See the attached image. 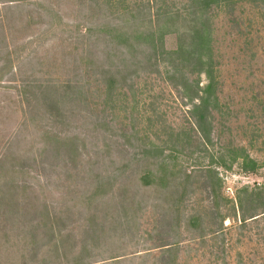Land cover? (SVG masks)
I'll list each match as a JSON object with an SVG mask.
<instances>
[{
  "label": "rangeland",
  "instance_id": "rangeland-1",
  "mask_svg": "<svg viewBox=\"0 0 264 264\" xmlns=\"http://www.w3.org/2000/svg\"><path fill=\"white\" fill-rule=\"evenodd\" d=\"M188 2L0 0V200L22 208L0 203V264H161L179 216L176 264H264L262 219L240 232L222 206L223 234L183 230L210 212L212 186L227 198L264 186V0L207 14L209 142L184 88L192 67L166 54L188 29L166 18Z\"/></svg>",
  "mask_w": 264,
  "mask_h": 264
},
{
  "label": "trees",
  "instance_id": "trees-1",
  "mask_svg": "<svg viewBox=\"0 0 264 264\" xmlns=\"http://www.w3.org/2000/svg\"><path fill=\"white\" fill-rule=\"evenodd\" d=\"M228 3L229 0H189L188 7L186 8V11H188L189 14L183 16L181 11L169 12L171 14L166 18L167 20L170 19V21L182 18L184 20L183 23H187L186 27H188V29L182 33V36H180V47L176 51H170L166 54L174 56L175 59H178L179 57L182 59L183 63H187L192 67L190 75L195 76L196 78L190 79V77L183 74V79L185 80L184 88H193L195 91V96H193V98L190 97L194 103L193 110L198 112L194 124L195 132L203 141L208 142L212 140L209 130L211 124L207 123L208 118L201 114L200 111L209 110L211 107L212 96L216 93L219 83L215 75L216 69L211 50L212 31L210 17L207 14L214 6H223ZM154 34L156 33H153V36ZM147 39L148 41H154V38L148 36ZM202 74L206 75L208 78V82L203 88L201 87L202 82L199 80V77H201ZM217 99L218 98L216 97V100ZM208 173L210 176L213 175L217 182L219 181L218 173L216 171L208 170ZM165 175L166 173L163 175L164 178L166 177ZM149 176V173L144 174L140 178V181L146 183L145 181L148 180ZM146 184H149V182L147 181ZM106 187V182L99 181L90 198H99L101 195H105ZM208 193V197L212 203L209 209L210 212H207L205 216H202L199 214L200 212H197L190 215L189 220L186 219L187 224L183 230L187 234H191V236L193 235L192 237L195 238L193 241L201 239L204 242L208 237H211V235L215 237L216 235L223 234V232L228 229L224 225L225 221L228 219L231 220L235 217L237 218L238 215L241 217L240 229L242 231L240 232H245L251 225V222L259 221V219L264 220V186H257L255 188L246 186L240 189L234 198H227L224 196L221 186H212V188L208 189ZM185 194L186 191H184L180 197L183 198ZM0 203H2L3 206L11 207L14 211H22V208L17 205V208H12L9 204L6 205L4 199H1ZM222 206L231 209L233 218L227 216V214H223L221 210ZM252 210V213L249 212ZM44 215L51 218V211L49 208H46ZM54 216L57 218L56 215ZM214 224L217 225V228L211 229ZM181 225L184 226L183 220L181 221L179 216V222L177 225L178 229L174 228V225H172V232L169 234L173 240L169 244L167 242L164 245H161L164 247L159 254V256L164 257L161 264H176V259L174 257L178 256L181 251V248H179L181 241L177 240L180 236L179 227ZM206 235H208V237ZM240 236L245 237L242 233H240ZM151 253L152 252L145 253V256L158 257V255H152Z\"/></svg>",
  "mask_w": 264,
  "mask_h": 264
}]
</instances>
